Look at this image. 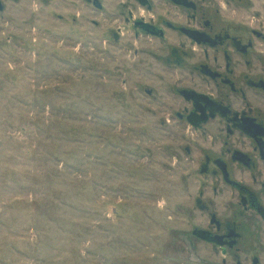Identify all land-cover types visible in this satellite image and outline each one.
<instances>
[{"label":"rangeland","instance_id":"1","mask_svg":"<svg viewBox=\"0 0 264 264\" xmlns=\"http://www.w3.org/2000/svg\"><path fill=\"white\" fill-rule=\"evenodd\" d=\"M115 3L105 0L110 11ZM9 4L11 14L0 12V264H237L192 235L208 217L199 193L222 213L227 199L212 198L188 152L177 69L142 41L115 42L102 15L61 21L50 2L39 14L33 0ZM244 250L264 261V248Z\"/></svg>","mask_w":264,"mask_h":264},{"label":"flooded vegetation","instance_id":"2","mask_svg":"<svg viewBox=\"0 0 264 264\" xmlns=\"http://www.w3.org/2000/svg\"><path fill=\"white\" fill-rule=\"evenodd\" d=\"M19 1L0 0V12L11 14L9 3ZM42 1L33 0V10L50 2L61 21L102 15L115 42L142 41L148 55L177 69L175 116L192 128L188 152L212 198L227 199L222 213L199 193L196 207L208 217L192 235L217 248L224 263L234 252L237 264H263L254 250L249 260L238 253L264 248V0H118L114 11L105 0Z\"/></svg>","mask_w":264,"mask_h":264}]
</instances>
